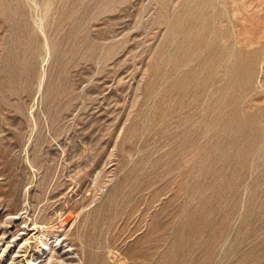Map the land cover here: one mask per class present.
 Here are the masks:
<instances>
[{
  "label": "rangeland",
  "instance_id": "rangeland-1",
  "mask_svg": "<svg viewBox=\"0 0 264 264\" xmlns=\"http://www.w3.org/2000/svg\"><path fill=\"white\" fill-rule=\"evenodd\" d=\"M42 263L264 264V0H0V264Z\"/></svg>",
  "mask_w": 264,
  "mask_h": 264
},
{
  "label": "bare ground",
  "instance_id": "bare-ground-1",
  "mask_svg": "<svg viewBox=\"0 0 264 264\" xmlns=\"http://www.w3.org/2000/svg\"><path fill=\"white\" fill-rule=\"evenodd\" d=\"M49 248H50V246H49ZM39 263H40V261H39ZM43 264V263H42Z\"/></svg>",
  "mask_w": 264,
  "mask_h": 264
}]
</instances>
